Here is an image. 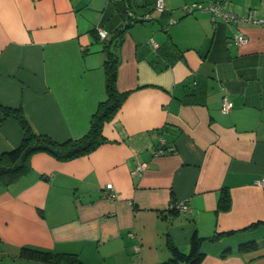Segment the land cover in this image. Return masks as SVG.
I'll use <instances>...</instances> for the list:
<instances>
[{"label": "crops", "instance_id": "crops-1", "mask_svg": "<svg viewBox=\"0 0 264 264\" xmlns=\"http://www.w3.org/2000/svg\"><path fill=\"white\" fill-rule=\"evenodd\" d=\"M121 1L0 0V156L23 137L5 110L57 143L87 134L107 99L97 28L124 26ZM164 2L151 20L129 13L140 22L123 36L116 80L129 94L103 125L104 143L67 161L35 154L29 172L0 185V264H45L21 257L23 248L82 264H164L168 244L188 255L194 234L200 264H264V26L202 10L217 2L264 20V0ZM239 33L245 45L233 44ZM161 139L171 151L155 156Z\"/></svg>", "mask_w": 264, "mask_h": 264}, {"label": "trees", "instance_id": "trees-1", "mask_svg": "<svg viewBox=\"0 0 264 264\" xmlns=\"http://www.w3.org/2000/svg\"><path fill=\"white\" fill-rule=\"evenodd\" d=\"M155 1L156 0H143L142 4H140L138 0L121 1L119 9L121 14L125 17V20L127 19V22L124 26L115 29L112 33L107 32V38L102 40L103 49L106 53L103 67L107 99L98 105L97 111L91 119L89 131L85 136L77 140H68L63 143H57L47 136L38 135L33 132L29 123L20 112L5 110V117L13 116L17 121L23 132V137L18 147L1 154L0 156L1 186H8L29 172V161L35 154L44 153L58 161H67L87 155L104 143L102 135L103 125L111 121L129 94V92L120 93L116 88L117 71L119 66L118 49L128 27L132 23L140 22V20L132 19L129 13H133L136 9H141L146 11L147 13L145 15L150 16L151 18V14L155 12ZM211 3L217 2H210L203 6L202 10L206 9ZM189 8V10L186 8L183 9L189 14L193 12V8L190 6ZM165 11L166 9L164 12ZM204 11L208 12L207 10ZM164 12L158 14H163ZM208 13L211 15L210 12ZM223 235H229V233L215 234L210 240H215ZM202 241V238H199L194 234L191 239V250L188 255L181 254L172 244H168L171 258L164 264H200L203 256L200 252ZM246 245H253V243ZM20 256L28 260L38 261L45 264H82L75 254H57L31 248H23Z\"/></svg>", "mask_w": 264, "mask_h": 264}, {"label": "built area", "instance_id": "built-area-1", "mask_svg": "<svg viewBox=\"0 0 264 264\" xmlns=\"http://www.w3.org/2000/svg\"><path fill=\"white\" fill-rule=\"evenodd\" d=\"M184 8L186 9H190L189 6H185ZM165 10V2L164 0H156L155 1V12L156 13H162ZM208 12L211 13L212 15V20L215 19H221L227 23H235V24H239V23H251L254 25H259V26H264V20L262 19H258V18H254L251 14L243 16V17H237L236 15L227 12L225 10H223V8L218 4V3H211L206 9ZM146 19H150V16H146ZM170 23H174L173 20H170ZM97 34L100 40H105L107 38V32L101 28H97ZM247 38L239 33V34H235L232 37V42L233 44H235L236 46H242L245 45L247 43ZM153 46H155V43L151 40L150 42ZM233 108V104L231 101H229L228 99L224 98L221 102L220 105V111L223 114H227L230 112V110ZM163 144V139L160 140V145L154 150V155L155 156H160L163 154H166L168 152L171 151V149H164L163 146L161 145ZM146 169V165L145 164H138L136 165V167L133 170V174L135 175H141V173ZM259 185L264 186V179H261L258 182ZM106 192H105V198H107L108 200H113L115 195L113 194L112 190H113V186L111 184H107L106 185ZM176 210L178 211H184L187 212L188 211V206L183 203L180 202L176 205ZM130 236H133V234H130ZM134 250L136 252L140 251V248L138 246L134 247ZM137 264V263H134Z\"/></svg>", "mask_w": 264, "mask_h": 264}]
</instances>
